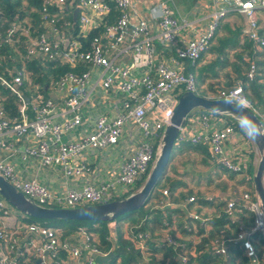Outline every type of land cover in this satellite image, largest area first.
I'll use <instances>...</instances> for the list:
<instances>
[{
  "label": "built area",
  "instance_id": "2783aa9c",
  "mask_svg": "<svg viewBox=\"0 0 264 264\" xmlns=\"http://www.w3.org/2000/svg\"><path fill=\"white\" fill-rule=\"evenodd\" d=\"M140 1L144 0H44L40 31H22L26 37L23 59L27 63H50L54 69L66 68L57 74L50 89L54 97L40 94L38 85L26 97L24 80L31 75L26 69L13 68L10 78L0 74L2 87L19 100L18 117L10 118L0 110V173L41 206L78 208L110 203L129 194L148 177L180 96L198 91L195 74L187 72V63L196 65L208 52L220 23L229 14L242 15L247 23L244 35L258 49L264 47L259 24L264 0H219L223 6L212 13L205 28L200 20L179 21L165 3L142 17L136 8ZM19 29L8 30L7 41ZM3 42L0 34V46ZM254 72L252 66L250 75ZM241 97L247 101L244 107L258 116L264 129V112L252 105L242 85L221 92L217 99L235 101ZM176 144L209 147L214 163L233 173L246 172L249 181L253 180L249 170L254 167L256 171L260 159L256 145L241 132L238 122L203 111L191 114ZM113 149L122 153L120 169L110 171L106 178L89 179L91 157ZM16 160L59 168L66 180L83 181V185L54 191L38 180L24 179ZM163 196L167 208L171 205L168 189ZM162 199L160 203L164 204ZM242 201L241 207H247L255 216L253 230L248 233L264 235L259 203L249 192L243 194ZM239 211L234 201L228 202L226 213L231 219H236ZM12 217L15 222H11ZM190 217L209 226V219L203 215L191 213ZM26 218L0 196V244H8L13 255L12 244L29 233L42 238L38 246L34 241L32 245L48 253L50 264H74L81 259L80 264H97L94 255L105 256L91 245L92 235L85 227L75 234L84 240L89 254L68 238L63 239L61 230ZM246 234L241 233L239 240ZM148 237L143 232L137 235L142 251ZM167 241L175 245L170 237ZM214 244L216 252L227 253L224 242ZM245 248L252 257L251 264H258L249 241ZM30 256L29 248L19 252L14 262L0 258V264H21L20 260L27 263L33 258Z\"/></svg>",
  "mask_w": 264,
  "mask_h": 264
},
{
  "label": "trees",
  "instance_id": "16d2710c",
  "mask_svg": "<svg viewBox=\"0 0 264 264\" xmlns=\"http://www.w3.org/2000/svg\"><path fill=\"white\" fill-rule=\"evenodd\" d=\"M43 3L44 0H0V34L4 39L0 46V74L10 78L12 68L26 67L32 72L30 78L33 86L39 84L41 86L39 92L45 96L53 80L51 75L63 73L66 68H58L53 72L51 69L54 66L50 63L46 64L47 67L40 66V62L25 63L23 55L26 53V37L22 34L24 29L40 31ZM259 15L260 35L264 38V9L259 11ZM224 21L220 23L208 52L196 65L187 63V72L195 74L198 84L197 94L218 98L221 92H228L240 84L244 95L252 105L258 111L264 112V47L258 49L255 43L241 32V29L232 30L230 24ZM14 27L20 29L12 34L11 41H7L8 30ZM252 66H255L253 76L250 75ZM206 84L208 88L204 86ZM29 87L27 80L24 89L28 95L31 91L34 92V89ZM18 109V98L0 83V110H4L10 118H15L19 116ZM185 150L202 154L210 164L221 169L220 173H223L228 181L235 182L239 187H251L249 192L254 196L253 180L247 179L248 174L233 173L214 163L207 146L186 144L180 149L176 146L172 160L177 151ZM184 174L170 164L146 206L112 222L45 221L30 217L26 219L31 223L61 230L62 238L65 240L77 233L78 228L85 227L92 235L91 245L98 249V252L105 255L115 254L112 261L107 264H146L144 250L142 251L138 246L137 235L140 232L149 235L146 241L149 247L148 264H251L252 257L245 248L247 241L254 249L258 264H264V235L260 232L248 233L255 225L254 214L247 207L236 204L240 207V211L237 213V219H231L226 213V200L222 201L218 195L208 196L190 189L182 178ZM145 179L146 177L124 197L137 192ZM223 186L226 193L230 191L228 183ZM166 189L169 191L171 204L167 208L166 197L163 196V191ZM230 192L228 194H231ZM236 196L237 194L234 193L233 197ZM191 197L195 198L194 202L189 201ZM161 199L164 204L160 203ZM207 208L213 209L214 212L203 214ZM193 212L208 218L209 226H203L199 221L191 218L190 214ZM246 232L248 235L246 234L243 240H239V235ZM165 234L179 247L169 244L164 239ZM177 234L181 237L178 238ZM198 238L200 241L195 243L194 240ZM215 241L224 242L227 253L216 252ZM83 253L89 254V250L85 248ZM62 256V259H65V253ZM20 262L28 264L24 260Z\"/></svg>",
  "mask_w": 264,
  "mask_h": 264
},
{
  "label": "water",
  "instance_id": "95a60500",
  "mask_svg": "<svg viewBox=\"0 0 264 264\" xmlns=\"http://www.w3.org/2000/svg\"><path fill=\"white\" fill-rule=\"evenodd\" d=\"M247 2L249 0H242ZM78 11L74 13V22H76ZM226 99L210 98L201 96L197 93L187 91L183 93L175 107L171 123L165 127L163 137L160 143V149L153 168L146 178L142 187L135 193L110 203L91 205L78 208H51L37 204L34 200L27 197L19 191L0 173V196L4 198L15 210L30 218L45 221H77V222H112L118 218L142 209L151 199L160 181L163 179L166 170L171 164L174 148L177 146V140L181 129L186 124L188 118L194 111H205L207 113L229 117L237 121L234 113L239 109L233 104L226 103ZM214 105H220L223 111L213 113ZM244 111L250 118L261 125L260 132L262 138L253 140L256 145L260 159L253 177V186L255 197L260 205L264 215V129L258 116L250 109L244 107ZM115 257L114 253L108 255H94L97 264H106Z\"/></svg>",
  "mask_w": 264,
  "mask_h": 264
},
{
  "label": "crops",
  "instance_id": "0c3cea01",
  "mask_svg": "<svg viewBox=\"0 0 264 264\" xmlns=\"http://www.w3.org/2000/svg\"><path fill=\"white\" fill-rule=\"evenodd\" d=\"M161 3H165L168 9L171 10V12L176 16V18L179 21L193 20V19L200 20L202 21L200 23L202 28H205L209 24L212 13L216 9L223 6L222 4L223 2L219 0H144V1L137 2L136 8H137V11L140 12L142 17L144 16L148 17V12L150 11V9L159 6V4ZM149 18H151L150 14H149ZM224 23L230 24V28L232 30L241 29V32L243 33H244V30L247 24L246 19L242 15L237 14V13L229 14L225 18ZM24 62L27 63L25 60ZM40 66L47 67V65H43V64H40ZM21 69H26L28 71L26 67H22ZM12 70L13 68L10 70V72ZM51 70L54 72L57 69L52 68ZM30 73L32 75V72ZM31 75L26 80H24V83L25 81L29 80V86L32 87V90H33L34 86L36 85L33 86L32 80L30 78ZM51 77L53 80L50 82V85L47 88L48 94L45 95L46 97H50V96L54 97L53 94L50 93V89L53 85V82L56 80L57 75L53 73ZM32 93L33 91H31V93H29L28 95L26 94V90H25L26 97L31 96ZM14 140L16 141V139ZM19 145L23 146L22 143H19ZM184 146L177 145V148L179 147L180 149V148H183ZM187 153L189 154L194 153V155H196L197 157L200 156L202 158H206L202 154H197L194 151H188V150L177 151L171 163L172 167L174 168L173 166L174 161L178 160L179 158L181 160L187 158L188 157ZM91 158H92L90 160L91 172L89 173V179L91 180H98L100 178H106L107 176L110 175V171H118L123 162L122 153L120 149L100 151L98 152L96 158H93V157ZM15 164H16L18 171L20 172V174L22 175L24 179L38 180L40 183L48 186L50 189L54 191L64 192L67 189L78 188L81 185H83V181L76 182L73 180L72 181L66 180L65 177L63 176L62 171L59 168L57 169L56 168H42L38 165L37 162H34V161L26 164L19 160L18 161L16 160ZM112 168H114V170H112ZM175 169L181 171V169H178L176 166H175ZM253 170H255L254 167L249 170V175H251L252 177H253L252 175ZM233 188H237V189L231 191V186H230L231 194H226V193L221 194L220 193L218 194V196H220V199L222 201L226 200L225 202H227V204L230 201H234L236 204L243 206L244 205L242 201L243 194L246 192H249L251 190V187L250 188L246 186L239 187L237 184H235ZM234 193L237 194L236 197H233ZM227 196L229 198L225 199V197ZM211 198H215V197H211ZM254 198L256 199L255 193H254ZM213 212H214L213 209L207 208L204 210L203 214L205 215L207 213L212 214ZM15 217L17 218V221L20 220L18 216H15ZM11 220H12L11 222L16 221L13 217ZM177 235H178V238L181 237L180 234H177ZM167 238H169V236H166V241H167ZM41 239L42 238L31 235L29 233L22 234L21 237L17 241H15V243L12 244L15 250V255L12 254V250L9 249L10 246L8 244L1 243L0 244V258L12 260L11 262H14L19 252L25 251L26 249L30 248V254H31L30 257H33V258L26 260L28 264H29V261H31L30 262L31 264H50L51 260L49 259L48 253H44L43 251L40 250L41 248H34L32 245V242L34 241L35 243H37V246H38L41 242ZM68 239L74 244V246L79 247L82 250H84L85 246H84L83 239L78 238L76 235H73L72 237H69ZM23 254L24 252H22V255ZM80 263H82V259L80 260ZM80 263L75 262L74 264H80Z\"/></svg>",
  "mask_w": 264,
  "mask_h": 264
},
{
  "label": "rangeland",
  "instance_id": "374dc122",
  "mask_svg": "<svg viewBox=\"0 0 264 264\" xmlns=\"http://www.w3.org/2000/svg\"><path fill=\"white\" fill-rule=\"evenodd\" d=\"M204 86L208 88L207 84ZM187 155L188 157L185 159L181 160L179 158L178 160L174 161L173 166L174 168L176 166L178 169H181L182 174L185 173L182 178L184 182L187 183L190 189H193L195 192L198 193L201 192L202 194L205 195L215 196L220 193L221 194L226 193L223 185L228 183L231 186V190H233V187L235 186L236 183L233 181H228L226 176H224L223 173H220L221 169L219 167L210 164L209 160L206 158H202L200 156L197 157L196 155H194V153H190V154L187 153ZM154 163L155 161L152 164V168ZM255 173L256 171L253 170L252 172L253 177ZM229 192L230 191H228L226 194H228ZM125 227H127V224H125ZM164 239H166V234ZM199 241L200 238L194 240L195 243H198ZM146 243L147 242H145V247H144V257H145L144 262L148 264L150 262L149 254L147 253L149 247L147 246Z\"/></svg>",
  "mask_w": 264,
  "mask_h": 264
},
{
  "label": "clouds",
  "instance_id": "9594fccd",
  "mask_svg": "<svg viewBox=\"0 0 264 264\" xmlns=\"http://www.w3.org/2000/svg\"><path fill=\"white\" fill-rule=\"evenodd\" d=\"M226 103L233 104L239 109L238 112L234 113L237 117L238 126L240 127L241 132L253 140H259L262 138L260 132L261 125L258 122L254 121L248 116L244 111L243 106L247 103L244 98H237L235 101L229 99ZM223 111V108L220 105H214L212 108L213 113H220Z\"/></svg>",
  "mask_w": 264,
  "mask_h": 264
}]
</instances>
